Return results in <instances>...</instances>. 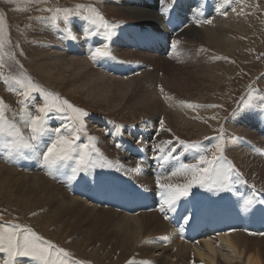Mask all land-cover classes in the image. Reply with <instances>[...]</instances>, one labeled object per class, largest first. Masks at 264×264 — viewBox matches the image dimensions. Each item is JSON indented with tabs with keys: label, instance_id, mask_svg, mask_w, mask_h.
I'll list each match as a JSON object with an SVG mask.
<instances>
[{
	"label": "bare ground",
	"instance_id": "1",
	"mask_svg": "<svg viewBox=\"0 0 264 264\" xmlns=\"http://www.w3.org/2000/svg\"><path fill=\"white\" fill-rule=\"evenodd\" d=\"M241 2H243V4ZM111 5L113 6L110 7L117 8L116 11L127 12L137 19L141 25V27L134 25L130 28V34L126 32L124 34L126 29L123 30V28L117 27L116 34L113 33L111 36L112 39L123 37L124 42L119 43V46L121 45L122 49L129 55L135 54L133 50H131V52L127 50V39H135L142 43L146 32H148L142 28V25L146 26L147 24H151L157 27L163 23L164 19L162 20L160 17L162 13L157 11H162L165 7L177 11H186V18L189 22L183 20L182 26L179 25L177 27L176 30L181 31L180 34H177V39H167L163 35L156 34L159 40L155 38L153 41L154 44L160 42L166 43L168 40H173L174 46L181 43L179 46L177 45L181 49L192 51L196 46H201L204 49L203 52H207L205 47L214 46L216 51L224 53V55L220 54L218 58L233 59L237 58L236 55H238L245 59L248 56V60L253 57V49L246 53H242V50L240 51L239 49L250 40H253L254 37L256 40H259V30H263L264 27V13H262V11L260 12L262 16H260L258 12V14L256 13V10H261L260 0H175L174 3L173 0H116ZM239 7V12H237V8ZM0 11L6 17L5 9L2 6H0ZM211 14L216 15L212 16ZM38 16L40 15H34L35 18H40ZM207 20H211L212 23H206L205 21ZM236 20L240 21L237 22L235 26L234 23ZM230 21H232L235 28L243 32L241 33L242 35H238V32L236 35L235 31L229 29L228 26L231 25L229 23ZM75 23V29L73 28L72 32H67L70 38L72 34L78 35L77 46L73 47L68 42H65V40H60L62 44L57 47V55L54 56V59L52 58V61H54L53 65L45 66L38 62L41 64L39 68H44L43 70H45V73L47 72L48 74L56 76L58 81L66 79V75L69 74V77L75 79L72 85L73 90L78 93L79 89L90 87L92 89L88 90V96L93 100L101 99L97 94L98 90L99 93L106 92L107 96L103 100L113 101L114 94L127 93L126 90L122 89L113 90L118 85H122L131 91L130 94L138 95L139 92H141L147 95L140 96V100L133 105H141L140 108L135 109L136 112L142 110L146 111L148 114L156 110L158 111L159 107L165 103L169 107L171 114L169 112H166V114L159 111L154 114H148L149 116L147 115L148 117H145L141 124L138 123V134L129 131L124 135H119L115 128L116 125L115 127H109L110 134L108 136V146L114 151L110 150L113 154L112 157H109L107 154L104 156L111 161L115 167L111 169L88 170L89 176L94 175L96 172H100L109 178L110 183L104 187L89 184L83 178L85 175L84 173H81L76 180L69 179L72 174V168L76 165V157L80 151H83L81 149L78 150L77 153H73V159L59 162L51 169L43 164L41 153L46 150L48 143L54 138V132L51 131L36 141L37 148L35 151L27 149L22 152L10 151L1 142L0 181L6 183V178H12L20 185L22 194L37 196V199L43 203L48 210L46 220L43 222L44 226L48 227L51 225V220L55 222L56 219H60L63 226L70 225L72 235H78L79 241H77V243H89V246H91L93 250L91 254L98 255L100 259H108L109 257L111 261H113L117 251L121 250L123 253L121 260L129 256V262H127V264H141L144 260L149 261L150 264H189V261L194 258L191 253L192 248H195L196 251L193 250V253L198 256V258L195 259L199 260V262L205 260L207 264H264V235L251 234L262 232L255 228L253 222L255 217L254 213L250 215V209H248L245 211L247 212L246 217H244L245 212L242 214L243 223H241L240 218L241 209H245L247 206L252 207V204L246 205L244 203L246 200L251 199L253 203L259 204V206L262 207L260 222L264 225V192L262 190L263 188L261 189L262 191L258 188L261 187L260 181H264V160H262L264 159V153H259L256 150L259 144L257 145L256 141L250 139L248 136H240L246 139L248 138V140L241 139L240 142L238 141V137L230 136L229 138L228 136H222L225 149L227 147H239L236 153L245 161L243 162L249 166L248 174H246L248 180L258 187L248 186L247 184H249V182L246 181L247 177L243 174L241 175L243 181H246V183L236 181L235 176H233V182H229L230 190L228 191L221 189L219 185H215L209 180L204 187H200L198 184L194 185L190 196L181 199V202L184 201L183 206L176 208L175 211H168L167 208H165V212L162 213L159 209L163 202L160 195L163 189L159 187L157 180L159 179L161 184L179 185L188 183L192 180V176L190 174L177 172V170L180 168L181 163H195L200 154L189 150L185 152V158L182 157L180 152L175 154V156L179 157L178 159L169 158L167 160H162L155 158L157 156L166 155L171 145H167L163 142L175 138L173 127L170 124L171 119H175L172 121L173 126L175 125L174 127L180 126L182 129L189 126L190 122H194L201 126H207V129H198L199 131L196 135H201L202 137L210 135L211 130L214 128L217 129V124H222L223 121L221 122V120H219L212 122L208 126L206 124L207 121H203V119L205 117L216 119V116H207L201 113L198 114L197 112L194 114L193 111L195 109L199 110V108H190L188 104L196 106H199V104L183 99L170 88L162 87L161 84H159L161 81L159 80V76L153 74L149 68H147L148 64H145L142 60H134L144 63L137 68H132L128 64H125L124 70L116 68V66L111 68V64L106 66H103L102 63L99 64V59L93 60L91 58V51L96 47H103L105 45L101 44V40H103V35L101 34L102 31H104L103 28L98 25L84 22L80 23L76 21ZM136 28L138 29L134 30ZM45 32L47 36H54L50 32ZM36 38L37 37L34 36V39ZM109 43L107 42L106 44L111 50V57H113V60L115 57L120 58L119 63L122 59L129 60L128 58L120 57L121 54L118 53L119 47L114 48V46ZM37 53V58L43 56ZM196 58L200 62L199 64H194L195 66H199V69L193 70L194 72H198L201 76L208 78H216L221 73L222 67L220 63L217 68H214L213 65L207 63L208 61L212 62V59L209 57L196 56ZM45 60H42V63ZM183 61H185V59H183ZM189 66H191V64ZM218 67L220 70H218ZM1 68L3 69V67ZM55 70H57L58 73L55 72ZM236 72L237 68L233 67L231 75L227 76L226 74V76H221V79L229 80L230 83L235 77ZM1 73L4 75V72ZM125 75L129 76L125 77ZM255 78H257V75ZM58 81H52L51 84L63 90L61 86L56 85ZM66 83L69 84V81ZM155 83L158 84L156 85L158 88H155L156 86L153 85ZM0 87L2 86L0 85ZM161 89H163V91H161ZM0 94V96L9 101L11 105H13L14 99H19V104L21 105L26 103L23 100V96L19 94L15 95L17 93L9 94L3 92L1 89ZM110 95L112 96V100L109 99ZM230 96L231 94L229 93V97ZM249 96L252 97V106H246V108L242 110V113L237 111L238 116L233 118L238 123L241 121H244V123L257 121L261 128L263 127L264 129V111H261L260 107L264 105V100L260 99L262 97L261 95L256 96V93L250 91L245 98L246 105L249 104ZM224 98L225 97L221 98V100H225ZM201 100H206L203 94H201L198 102H201ZM205 105L208 104L205 103L204 106ZM133 106L132 108H134ZM241 106H244V104H241ZM109 107L112 108L110 105ZM201 109L202 108H200V110ZM161 120L164 121L165 130H160L159 125ZM230 123L232 122L228 124ZM54 129H56L55 125L50 128V130ZM243 130H245L244 127L242 128V131ZM259 130L261 131V129ZM242 131L240 133H243ZM128 134L133 135L137 143L135 142V144H132L128 137H126ZM8 139L10 140V138ZM111 141H113V144H111ZM215 141L216 140H214L213 143ZM222 142L223 140H221V143ZM104 143L107 145L105 140ZM206 143L208 144V142ZM206 143H204V146L208 147ZM117 145H121L122 147H117ZM155 145H160V147L164 149V152L161 153L159 150H154ZM182 149L184 150L183 147ZM115 150H120L121 153L126 152V154L124 153L121 159H116L118 155ZM209 150L208 153L213 151L212 149ZM92 155L94 157L95 153ZM226 160L230 161L228 158H226ZM252 163L253 165L250 168ZM233 165L236 168L237 165ZM116 167H122L124 171L117 172L115 170ZM236 170L238 171L237 168ZM174 172H177V174L173 175ZM259 177H261L262 180H257ZM213 179H215L214 176ZM92 187H95V190ZM136 187H139L140 191L143 193L142 195L128 197L122 194V189L131 190ZM218 203H223L224 207H231L230 214H227L230 210L228 212L227 210H225V212H216L214 206ZM15 205L19 207L17 203ZM21 207L26 216L27 213L23 210V202ZM185 209H189V211L186 212ZM193 213H195L194 217L196 219H205L207 221L206 226L200 223L198 227L197 238L200 236L203 238L197 240L195 236L193 241H190L188 240L190 233L187 232V229L189 227L193 228L194 224L190 221V223L183 228V232H180L179 229L181 227L176 229V227L173 226L172 220L182 222V217L184 215L192 216ZM165 215L169 218L165 219ZM226 216V223L216 226L215 221H221V219ZM2 219L8 220L5 218ZM182 225L184 224L182 223ZM48 231L50 230L48 229ZM59 233L60 231L56 233L52 231L49 232V236L54 239ZM64 234H67V232L64 231ZM215 235L217 238H220L221 241L219 245L226 248V253L222 250L217 251V248L212 244V238L213 236L215 237ZM140 238H142L141 241ZM225 248L223 249L225 250ZM174 256L177 257L175 263L173 262L175 260H171L174 259L171 258ZM216 256H218V258H216ZM236 257H239L242 262L239 261L234 263ZM118 261L119 259L117 262Z\"/></svg>",
	"mask_w": 264,
	"mask_h": 264
},
{
	"label": "rangeland",
	"instance_id": "2",
	"mask_svg": "<svg viewBox=\"0 0 264 264\" xmlns=\"http://www.w3.org/2000/svg\"><path fill=\"white\" fill-rule=\"evenodd\" d=\"M115 1L116 0H0V6H2L6 12L5 17L0 11V16L3 17V26L2 31H0V40L4 41V47L2 51H0V78H5L0 79V85L2 86L0 88L2 89V91L9 94L17 93L15 95H18L19 89L18 86L15 85V83L13 84L14 81L12 80V77H14V75L19 76L21 73L30 76L35 83L39 84L46 91L57 94L61 100H67L69 101V103H73L72 105L74 107L82 109L83 111L88 113L86 117L82 118L85 124V130L84 132L79 133L80 140L77 143L78 145L88 143L87 136L96 137L95 143L96 146L100 149V152L103 153V155L107 154L109 155V157H112V151L114 150L108 146V136L110 134L109 127H115L116 125L115 128L119 135H124L128 133L131 128L134 131L137 130L136 133L138 134L137 126L141 124V122H143L145 117H148L150 114L157 113L158 111L163 113L169 112L170 114L171 111L169 110L167 104L163 102L164 105H161L158 111L156 110L151 113H148L149 115L146 113V111L142 110L136 112L135 109L140 108L141 105H133L140 100V96L147 95L141 92H139L138 95L130 94L131 91H129L127 87L122 85H118L113 90L122 89L126 90L127 93L114 94V92L113 101L103 100L107 96V94L106 92L99 93L98 90L97 94L101 97V99L93 100L91 97L88 96V90L92 88L85 87L83 89H79L78 93L73 90L72 85L75 82V79L73 77H69V74L66 75V79L58 81V78L56 76L48 74L47 72L45 73V70H43L44 68H39L41 64H44L45 66L53 65L54 61L52 60L54 59V56L57 55V47L62 44V40H65V42H68L73 47L77 46L78 35L72 34L71 38L68 36V32L73 31L76 21L80 23L84 22L92 25H98L104 30L101 33L103 35V40H101V44L104 45L107 42H110L109 44L114 46V48L119 47L118 53L121 54L120 57H125L129 59H122L119 63L120 58L115 57V59L112 60L113 57H104L98 58L100 60V62L97 61L99 64L102 63L103 66L111 64V68L113 66H116V68H121L123 70L125 69V64H128L132 68L139 67L140 63L148 64L147 68H149V70L153 74L159 76V80H161L159 84H161L162 87L170 88L172 91H174V93L178 94L183 99L189 100V102L199 104V106L196 107L199 108V110L195 109L193 111L194 114L197 112L198 114L201 113L207 116H216V119H211V117H205L203 121H207V123H204L209 126L212 122H216L219 120H221V122L223 121L222 124H217L218 131L216 128H214L212 129L213 131L211 130L210 135L202 137L201 135H196L199 131L198 129H207V126H201L194 122H190L189 126L182 129V127L180 126L174 127L175 125L173 126L172 121H174L175 119H171L170 124L173 127L175 137L172 139L173 142L178 144L180 140L190 143L199 142L202 148L208 150L212 149L214 151V146L217 143H220L224 148V139L222 138V136H228L229 138L230 136L238 137L239 142L241 139L248 140V138H243L248 136L250 137V139L256 141L257 145H260L256 147V150L259 153H262V151H264L263 127L261 128L260 124H258L257 121L248 122L249 124L244 123V121L238 123L236 120H234V118L238 116V112L242 113V110L246 108V104L243 102L246 101L245 98L247 97L248 92L251 91L256 93V96L261 95L262 97H264V93H262V90H264V27L263 30H259V40H256L254 37L253 40H250L248 43L244 44L243 47L239 49L240 51L242 50V53H246L251 49L254 50V56L248 60V56L245 59L244 57H240L238 55H236L237 58L233 59L218 58L220 54L224 55V53L216 51V48L214 46L205 47L207 49V52H203L204 49L201 46H196L195 49L192 51L186 49L184 50L178 47L181 43L177 44L178 46H174V43L169 40L166 43L160 42L154 44L153 41L155 40V38L159 40V37H157L158 35L156 34H151V29L149 26L154 27L151 24H147L146 26L142 25V28H145V30L148 31L146 32L142 43L135 39H127V50L129 52L133 50L135 54L129 55L126 54V51L122 49L121 45L119 46V43L124 42L123 37H119L118 39H112L111 36L113 33L116 34L117 27L123 28V30L126 29V31H124V34L125 32L130 34V28H132L134 25L137 27H141V25L139 24V21L137 19L132 17L127 12L119 10L116 11L117 8L110 7L113 6L111 4ZM241 3L243 4V2ZM260 5L261 10H256V13L258 12L260 16H262L260 12L262 11V13H264V0H260ZM93 9L95 11H93ZM239 9L240 7L237 8V12H239ZM157 12L162 13V11ZM172 12L177 14V11ZM35 14L40 15L38 16L40 18H35ZM211 15L213 16L216 14ZM160 16L162 19L166 18V16L162 14H160ZM84 17H90L92 19H95L96 23L94 24L91 22V19L86 20L84 19ZM101 18L104 22L107 23V28L102 26ZM239 21L240 20H236V22L234 23L235 26ZM229 23L231 24L230 26H228L229 29L235 31L236 35L237 32L239 33L238 35H242L241 33L243 32H241L238 28H235L232 21H230ZM137 29L138 28L134 30ZM45 31H47L48 33L50 32L54 36H47ZM106 33H109V35H106ZM34 36H36L37 38L34 39ZM193 52H195L196 54ZM36 53H40L43 56L37 58ZM196 56L209 57L210 59H212V62L208 61L207 63L209 65H213L214 68H217L218 64L220 63L222 67L221 73L216 78H208L205 76H201V74H199L198 72H194L193 70L199 69V66H195L194 64H199L200 62L199 60H197ZM36 58L38 59V61ZM183 59H185V61H183ZM42 60L45 61H43L42 63ZM134 60H142L144 61V63ZM38 62H40L41 64ZM190 64L191 66H189ZM1 67H3V69ZM233 67L237 68V72L231 82L229 83V80L221 79V76H226V74L227 76H230L233 72ZM218 70H220L219 67ZM1 72H4V75ZM55 72H57V70H55ZM256 75L257 78H255ZM126 76L129 75H125V77ZM52 81H58L56 85L61 86L63 90H60L58 89V87L52 85ZM68 81L69 84L66 83ZM153 85L156 86L158 84L155 83ZM11 88H16L17 90L11 91ZM155 88H158V86H156ZM229 93L231 94L230 97ZM201 94H203L206 98V100H201L202 103L198 102L200 100ZM110 96L109 99L112 100V96ZM223 97H225V100H221V98ZM1 98L2 96H0V100H3V111L5 121L8 123H14L16 127L20 130V132L22 131L24 138L27 139L30 136V128L27 126V114L31 113V115H37L38 113L36 109L43 105V99L39 96V94H33L28 99H25V97L23 98L24 102H26L25 104L21 105L19 104V99H14L13 105H11L9 104V101L5 100L4 98ZM205 103L208 105L204 106ZM241 104H244V106H241ZM109 105L112 108H110ZM213 105H215V107H212ZM132 106L134 108H132ZM200 108L202 109L200 110ZM71 115L72 113L70 111L67 113H62L53 110L48 114L46 120V127L50 130L53 125H55V128L62 127L63 125H68L70 121H68L67 117ZM229 122L232 123L228 124ZM75 127H79L78 121L75 123ZM243 127L245 128V130L242 131ZM259 129H261V131ZM241 131L243 133H240ZM46 134L41 135L37 140H39ZM130 136L131 138L129 139V141L131 143L134 144L135 142H137L134 136ZM126 137L129 136L127 135ZM8 138H10V140L16 139V137L14 136ZM220 139L223 140L222 143ZM104 140L107 142V145H105ZM214 140L216 141L213 143ZM36 141L33 142L35 145ZM206 142H208V144L211 142L212 144L210 143V146L205 147L204 143ZM111 144H113V141H111ZM208 144L206 143V145ZM237 149L239 150V147L237 146H235L234 148H224V156L228 158L233 164L237 165L236 168L238 169L239 173L247 177L246 174H248L249 166L248 164L244 163L245 161L236 153ZM115 151L118 155L116 156V159H121L123 154H126V152L121 153L120 150ZM207 154L211 156V153ZM252 165L253 163L251 164L250 168L252 167ZM257 180H262V178L259 177L257 178ZM246 181L249 182V184H247L248 186L258 187L255 186L254 183L250 182V180H248V177ZM260 185L261 187L258 188L260 190L263 188L262 190L264 192V181H260ZM37 198V196L32 194H22L20 185L12 178H6V183L0 181V226L9 228L19 226L21 230L25 228H31L38 235L44 237L45 240L51 241L54 245L59 248H64L71 254L72 259L76 261H81L83 262V264H127V262H129V256L125 257L126 259L123 258L121 260V257L123 256L121 250L117 251L113 261H111V258L109 257L108 259H100L98 255H92L91 252H93V250L92 247L89 246V243L83 242L78 244V235H72V229L70 225L63 226V223L62 221H60V219H56L55 222L51 220V225L45 227L43 222H45L46 220V214H48V210L46 209L45 205L41 203ZM22 202L23 210L25 211V213H27L26 216L22 211ZM16 203L19 205V207L15 205ZM226 208L227 212L230 210L227 214H230L231 207L226 206ZM2 218L8 219L9 221L3 220ZM172 222L173 226L176 227V229L178 227H185V225H182L183 221L177 222L172 220ZM174 222L177 223L175 224ZM47 228L50 231H48ZM52 231L54 233L60 231V233L58 234V236H56V238L54 237V239H52L53 237L49 236V232ZM64 231H66L67 234H64ZM196 232L197 234L193 236L190 235L188 240L193 241V238L195 236L197 238L198 228ZM199 238L203 237L200 236L197 238V240ZM141 240L142 238H140V241ZM220 241V238H217L216 235L215 237L213 236L212 244L215 246V248H217V251L222 250L226 253V248L219 245ZM223 248H225V250ZM193 250L196 251L195 248H192L191 253L196 255L195 253H193ZM171 258H174L171 259L172 261L175 260L173 261L174 263L177 261L176 256ZM195 258H198V256H195ZM195 258L191 260L192 262L189 261V264H192L193 262H195V264H207L205 260H202L203 262H199V260ZM216 258H218V256H216ZM4 259H7V253L0 252V264H3ZM19 259L22 264H39V262L33 261L31 258L21 257ZM118 259V262L120 263L117 262ZM239 261H241V259L239 257H236L234 263H237Z\"/></svg>",
	"mask_w": 264,
	"mask_h": 264
},
{
	"label": "snow or ice",
	"instance_id": "3",
	"mask_svg": "<svg viewBox=\"0 0 264 264\" xmlns=\"http://www.w3.org/2000/svg\"><path fill=\"white\" fill-rule=\"evenodd\" d=\"M175 0H173V3ZM93 11H95L93 9ZM169 9L167 7L162 9V15L167 16ZM84 19H91L92 23H96L95 19L90 17H84ZM67 20V18H66ZM211 24V20L205 21ZM101 24L103 27L107 28L108 25L101 18ZM3 17L0 16V31H2ZM109 35V33H106ZM4 47V41L0 40V51ZM111 57V50L107 44L103 47H96L91 51V58L96 60L98 58ZM15 85L18 86V94L25 97V99L30 98L33 94H39L43 99L44 103L42 106L36 109L37 115L27 114L28 124L30 128V136L25 139L16 127L14 123H8L5 121L4 111H3V100H0V142L10 151L22 152L23 150L35 151L37 145L33 142L36 141L41 135L48 132H54V138L48 143L46 150L41 153L42 162L44 165L48 166L50 169L57 165L59 162L67 161L73 159V153H77L78 149H83L80 151L76 157V165L72 168V174L69 179L76 180L77 177L84 173V179L89 184H95L100 187H104L110 183L109 178L100 172H96L94 175L89 176L88 170L92 169H111L115 167L111 161H109L100 149L96 146V137L87 136L88 143L78 145L77 142L80 140L79 133L84 132L85 124L83 122V117L88 115L87 112L82 109L74 107L69 101L61 100L59 96L55 93L46 91L39 84L35 83L32 78L24 73L19 76L12 77ZM11 91H16V88H11ZM163 91V89H161ZM264 100V97L260 98ZM252 97L249 96V104L246 106H251ZM188 107H198L196 105L188 104ZM212 107H215L213 105ZM261 111H264V105H261ZM53 110L62 113L71 112L72 115L68 116L70 123L68 125H63L62 127H57L54 130H49L46 127V120L48 114ZM79 122V127H75V123ZM160 130H165L164 121H160ZM170 131V130H169ZM16 137L15 140H9L8 137ZM163 143L167 145H172L173 141L168 140ZM179 144L183 146L184 151H195L200 153L195 163H181L180 168L177 172L190 174L192 180L186 184H161L159 179L157 184L163 191L160 193L162 198V204L160 211L165 212V208L168 211H175L177 205L181 202L182 198H187L190 196L191 190L194 185L198 184L200 187H204L209 180L213 184L219 185V187L225 191L229 189V182H233V176L238 182L243 181L241 173H239L235 166L227 161L224 157V148L220 143L214 146V151H211V156L207 153L208 149L202 148L199 142H186L183 140L179 141ZM117 147H122L117 145ZM154 150H159L161 153L164 149L160 145H155ZM176 152L175 147H170L166 155H161L155 157L156 159L167 160L169 158L177 157L173 156ZM93 153L95 156L93 157ZM226 165V167H225ZM117 172H122L124 169L122 167H116ZM174 172L173 175H176ZM213 176L215 179H213ZM122 194L128 197H136L142 195L139 187L131 190L122 189ZM246 205H251L253 201L251 199L244 202ZM186 212L189 209H185ZM195 213L192 216L184 215L182 217L183 224L187 225L194 218ZM169 217L165 215V219ZM183 232V227L180 229ZM253 235L261 233H251ZM0 252L7 253V259H4L3 264H22L19 258L27 257L31 258L33 261L39 262V264H83L81 261H76L72 259L71 254L64 248H59L54 245L51 241L45 240L44 237L38 235L31 228H25L21 230L19 226L15 227H3L0 226ZM141 264H150L149 261L144 260ZM195 264V262H193Z\"/></svg>",
	"mask_w": 264,
	"mask_h": 264
},
{
	"label": "water",
	"instance_id": "4",
	"mask_svg": "<svg viewBox=\"0 0 264 264\" xmlns=\"http://www.w3.org/2000/svg\"><path fill=\"white\" fill-rule=\"evenodd\" d=\"M191 19V18H190ZM149 27H152V26H149Z\"/></svg>",
	"mask_w": 264,
	"mask_h": 264
}]
</instances>
